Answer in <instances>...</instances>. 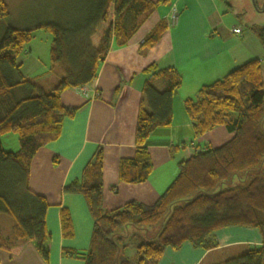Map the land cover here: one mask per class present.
Segmentation results:
<instances>
[{
    "label": "trees",
    "instance_id": "1",
    "mask_svg": "<svg viewBox=\"0 0 264 264\" xmlns=\"http://www.w3.org/2000/svg\"><path fill=\"white\" fill-rule=\"evenodd\" d=\"M167 2L159 0H86L90 17L83 27L66 29L58 21L33 28L9 26L0 39V213L14 220L9 237L0 228V250L19 255L33 244L49 264L52 237L46 225L48 203L29 188L32 162L40 149L56 142L64 122L79 109L63 105L62 94L92 84L113 43L129 44L136 33ZM66 9L76 13L78 6ZM81 7V9H85ZM256 3V7H257ZM258 8V7H257ZM83 12V10H82ZM10 17L9 6L0 0V21ZM240 17V15H239ZM246 27L264 49V26ZM54 33L51 70L60 76L54 87L39 85L21 72L20 56L36 30ZM169 30L161 20L143 39L141 48L157 45ZM148 80L135 132L133 159L121 160L120 182L129 185L148 181L153 165L150 137L173 123V101L182 86L174 67L149 66ZM49 89V90H48ZM196 137L225 127L234 138L220 147H206L179 163V174L156 204L131 201L109 211L103 203L104 149L98 147L80 180L65 191L84 198L94 226L86 251L64 250L66 257L84 264H159L167 249L178 252L189 243L195 250L219 248L218 231L231 228L257 230L262 245L247 253L213 264H264V73L262 62L252 60L223 79L202 87L194 99L184 102ZM16 134L17 152H7L2 137ZM113 190H116L114 187ZM62 231L74 236L72 217L61 211Z\"/></svg>",
    "mask_w": 264,
    "mask_h": 264
},
{
    "label": "crops",
    "instance_id": "2",
    "mask_svg": "<svg viewBox=\"0 0 264 264\" xmlns=\"http://www.w3.org/2000/svg\"><path fill=\"white\" fill-rule=\"evenodd\" d=\"M221 2L224 4L223 0H167L128 45L119 47L112 44L92 84L62 94L63 105L79 111L75 118L64 122L62 135L56 142L39 150L29 177L30 190L44 197L48 203L46 225L52 237L49 264H84L81 260L66 257L63 251H86L90 246L94 222L84 198L65 189L80 180L98 147L104 149L103 203L106 210L112 211L131 201L147 206L156 204L177 178L181 161L196 151L209 146L220 147L234 138L235 134L225 127L196 137L184 106V102L194 99L202 87L223 79L247 62L255 59L262 62L264 58V49L258 38L247 27L243 30L233 19L227 20ZM36 8L43 9L48 15H60L71 7L65 0H42ZM174 8L178 18L172 25L169 16ZM230 12L234 16L241 15L234 10ZM161 20L167 21L168 32L154 47L142 49L143 39ZM53 21L58 20L51 17L44 23ZM234 29H241V33L235 34ZM19 62L22 74L29 78L27 71L31 63L36 64V59L31 53H26L20 56ZM153 64L158 69L176 68L183 82L174 96L172 126L158 129L149 139L153 165L150 178L143 184L129 185L120 182L119 166L121 160L135 156V132L143 87L151 80L159 91L163 90L161 83L153 81L147 71ZM5 145L7 143L2 137L5 151L17 152L20 148L15 139L11 147L5 148ZM63 209L71 214L73 237L63 234ZM236 230L218 231L219 248L212 251L195 250L189 243L178 252L167 249L159 264H205L225 247L253 241L241 239L243 231ZM255 237V243H262V238L260 241L258 235ZM0 264L46 262L30 243L17 256L0 250Z\"/></svg>",
    "mask_w": 264,
    "mask_h": 264
},
{
    "label": "rangeland",
    "instance_id": "3",
    "mask_svg": "<svg viewBox=\"0 0 264 264\" xmlns=\"http://www.w3.org/2000/svg\"><path fill=\"white\" fill-rule=\"evenodd\" d=\"M41 1L42 0H5L9 6L10 17L6 21H0V39L9 26L31 28L36 25L43 24L44 20L48 18L54 17L57 18L58 22L60 21L59 23L65 25L66 29H74L75 26H78L76 28L83 27L87 23V19L90 17V9L86 7V0H65L66 4L76 5L78 6V9L76 13H66L65 15H61L63 16L62 19H60L58 15L46 14L43 9L38 10L36 6ZM223 1L224 4L221 2V7L227 15V20L233 19L237 25L242 26L243 30H246V25L250 22L264 26V0H255L258 8L255 6L253 0ZM84 6L85 9H81V7ZM230 10L240 13V17L234 16ZM53 40V32L40 29L34 32V39H32V41L26 46V51H28L29 54L31 53V55L36 59L35 65L32 63L30 64V70L27 71L28 76L39 85H44L45 87H54L60 80L58 77L60 75L57 72H52L51 70L52 62L50 52ZM262 70L264 73V58L262 60ZM14 139L16 143H19L18 136L16 134L10 133L4 135L3 141L7 143L5 148H8L9 146L11 147ZM14 225V220L10 216L0 213V228L4 237L7 238L12 234ZM236 229H238V231H243L241 239L250 238L253 241L237 243L225 247L224 250H220L219 252L213 254L206 263L210 262L208 264H213L232 257L241 256L247 253L250 249L262 245V243H255L254 241L256 235H258L261 241V235L257 230H250L251 232H247L245 229L235 228V230Z\"/></svg>",
    "mask_w": 264,
    "mask_h": 264
},
{
    "label": "built area",
    "instance_id": "4",
    "mask_svg": "<svg viewBox=\"0 0 264 264\" xmlns=\"http://www.w3.org/2000/svg\"><path fill=\"white\" fill-rule=\"evenodd\" d=\"M177 18H178V12L174 8L172 10V12L170 13V16H169V22H170V24L173 25L176 22ZM234 33L235 34H240L241 33V29H234Z\"/></svg>",
    "mask_w": 264,
    "mask_h": 264
},
{
    "label": "water",
    "instance_id": "5",
    "mask_svg": "<svg viewBox=\"0 0 264 264\" xmlns=\"http://www.w3.org/2000/svg\"><path fill=\"white\" fill-rule=\"evenodd\" d=\"M253 1H254L255 6H256L255 0H253Z\"/></svg>",
    "mask_w": 264,
    "mask_h": 264
}]
</instances>
